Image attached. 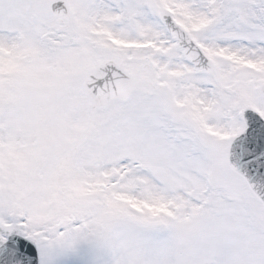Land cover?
I'll return each instance as SVG.
<instances>
[{
    "label": "snow or ice",
    "instance_id": "1",
    "mask_svg": "<svg viewBox=\"0 0 264 264\" xmlns=\"http://www.w3.org/2000/svg\"><path fill=\"white\" fill-rule=\"evenodd\" d=\"M0 264H264V0H0Z\"/></svg>",
    "mask_w": 264,
    "mask_h": 264
}]
</instances>
